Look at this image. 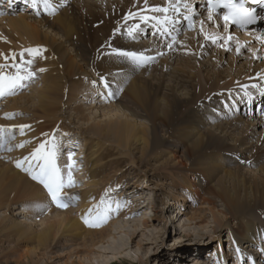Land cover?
<instances>
[{
	"label": "bare ground",
	"instance_id": "1",
	"mask_svg": "<svg viewBox=\"0 0 264 264\" xmlns=\"http://www.w3.org/2000/svg\"><path fill=\"white\" fill-rule=\"evenodd\" d=\"M198 1L201 2V0H196L195 7L197 5V7H202L204 4L198 3ZM109 2H112L113 5L120 3L130 4V2H133L132 5L134 2H138V5H156L155 0H110ZM105 3H107V0H48L47 4L44 3V0H36L35 4H33L32 0H0V14L10 15L16 11L20 12L19 15H12L14 17L9 18L8 22L6 21L5 25L8 35L16 34L20 40L32 48L34 46L42 47L44 52L41 51L40 53L44 54L38 58H42L45 61L48 60L50 64L45 77L46 84L44 85L48 92L42 91L44 89L40 90L44 96L40 99L41 103L39 106L43 108L47 116L52 117L53 115L52 119H57L59 118L57 116L59 106L61 105L63 108L65 105H71L72 108L73 104L71 102L78 98V89L81 88L74 86L75 88L73 87L71 91L67 90L66 84L68 81L65 79L66 77L70 78L71 75V78H84L82 74H86V78L99 80L103 88L100 90H104L110 100L117 101L120 106L117 107L113 104L110 107H98L99 112L107 115V118L103 120L92 119V125L88 127L90 132L99 138L97 145H100V139H110L117 146L125 148L127 152L139 149V146H141L143 154H146V151L150 153L153 149L158 148L159 145H164L161 138L163 133L169 132V138H173L169 145L174 154L171 162H173V166L184 171L186 175L188 174V180L190 179L188 187L192 189L195 198H202L203 202L213 212L214 222L217 224L213 232H217L222 226L230 230L233 248L237 251V259H240L241 264H244V262H248V264H264V249L262 250V244L264 243V133L258 132L260 126L264 127V111L263 113L255 111L254 122L243 124V117L247 110L249 109L250 114H253L252 105L254 101L264 97V79L262 80L263 83L261 82L262 86L257 84H250V87H248L249 85H242L243 87L246 86L242 88L244 89L243 92L240 89L235 92V89H228L231 85L237 84L236 82L239 79H244L247 76L246 70L250 71L249 75H252L257 70L256 68H247L240 74L238 79L232 76V84H226L227 88L220 87V82H217L215 86L212 85L209 80L213 79V77L216 79L221 77L222 79L224 72L219 70L218 66H221L222 63H228V60L224 58V55L222 56V52H220L217 60H212L214 55L218 53V45L205 41V35L211 36L212 34L203 21L195 25L198 28L197 33L192 31V33H188L184 37L186 39L188 36V39H192V44H188V53H186L188 62L180 61L178 65L174 66L179 61L177 58L181 55H179V46L183 45V41L186 40L173 39V37H177L180 30L191 25L188 23V19L184 18V16L182 17V14L187 15L185 10H191L193 6H188V4L191 5L189 2L185 6L184 0H179L178 5L177 0H167L162 7L167 8V12L154 11L148 17L149 21L142 20L141 22L139 19V33L144 36L135 39L132 37L122 39L126 37H121L123 32L120 30L115 31L116 43L120 50L134 51V49L143 48L145 49L143 52L145 56L154 57L148 64L143 67H136L125 59L114 58L103 52L98 55L95 64L97 67H94L90 74L80 65L76 54L71 51L76 48L84 64L92 62L85 53L80 52L86 48L79 41L83 34L78 26L81 20L78 13H80L82 7H89L88 13L82 15L83 19L85 16L93 15ZM173 5H177L179 11L172 10ZM192 5L194 4L192 3ZM194 14H197V12ZM212 15L214 16L213 20H216L219 13L212 12ZM165 17L170 19L163 24L158 23ZM218 19L223 20L221 18ZM223 24L225 23L223 22ZM232 29L237 33H244L246 40L252 37L250 35H253L256 39H264V29L262 28H243L239 32L235 28L230 27V31ZM148 34L153 36L154 43L145 46L139 39H143ZM229 36L232 39L227 43L225 42L224 50L233 49L235 45H241L244 42V40L241 42L238 39L236 33H231ZM201 37L202 41L200 44L202 45L201 47L199 45L200 50H198L193 44ZM158 42H163V44L159 45ZM211 48H214V54L210 55ZM15 49V46L10 43L6 44L3 40L0 42V54H5L6 56L9 52L16 51ZM29 49L31 48L29 47ZM146 49L148 50L146 51ZM238 49L241 50L242 47L239 48L238 46L235 52ZM208 55V62L199 61V58ZM237 59L235 60L237 61ZM162 60H164L163 64H161ZM232 60L233 62L235 61L234 59ZM231 65L229 62L228 67ZM238 68V65L235 64L231 69L234 71ZM262 74L264 75V71ZM79 80L81 82V79ZM88 80L87 82H89ZM21 88L17 87L13 92L19 91ZM207 88L211 90V95L200 98L199 96L207 94ZM221 88H226V92L232 90L235 96L233 98L229 97L230 95L228 96L226 92H222ZM216 90H221L224 93L222 96L231 98L232 103L228 105L225 103L227 106L224 107V104L220 103L222 99L221 93H216ZM69 94H71V98ZM237 99H241L240 101L244 99L246 103L244 101L241 103ZM28 100L29 98L27 97V102H29ZM27 102L24 103L27 104ZM187 102L188 107L182 111ZM26 104L23 105L26 106ZM260 105L261 107L258 109L262 111L264 104ZM14 106L16 105H11V109L16 108ZM117 108L122 110L124 115H119ZM81 114L79 119L88 118V114L85 111L81 112ZM130 117L133 118V121L129 119ZM39 133V136L45 135L44 132ZM34 137L32 144L30 145L29 143L30 146L27 145L29 148L24 152L25 163H23L27 164L25 166L26 173L24 172L23 174L19 171L20 169L7 167V165L4 168H0V205L10 202L14 206L16 202H23V208L14 206L17 211L20 210L17 213L11 209V216L2 217L0 215V230L3 234L16 232V235L12 234L11 237L17 236L19 242L23 244L22 248L24 250L21 256L28 255V252H33L32 249L26 247L24 240L28 241L36 238L38 240L36 247L39 249L44 248L46 254L49 249L64 245L66 239L71 241L69 237L78 235L79 230H85L86 232L82 233H88L87 229L82 225L81 219L78 220L68 211H58L54 208V214L44 216L45 204L43 206V203H46L45 201L48 199L43 193L45 191H42L44 187H40L43 186L41 180L33 178L39 172L38 165L43 163V161L34 160L32 153L41 143L47 142L48 144L50 135L46 136L44 141L41 137L37 139H34ZM101 150L103 152V149ZM69 153L74 154L71 150ZM57 159H59L57 166L60 169L61 180L63 184L67 183L69 178H64V176L69 173L70 169L67 167L68 165L63 166L66 163L65 160ZM135 163L137 162L133 160V164ZM89 174L90 177L96 176L97 168ZM181 178L186 179L187 177L184 175ZM95 179L93 182H89L90 188L92 186L96 187L97 180L95 181ZM209 185L213 186L210 187ZM83 197L85 199L83 201H86V196L84 195ZM31 200H41L43 202L41 204L42 209L33 207V213L41 211L44 217L38 219L41 221V228L35 231L32 230L33 228L30 230L29 226V228H26L27 226L24 222L17 221V215H15L24 213L26 210L25 217L31 216L30 214H33L30 207L31 204L27 206L25 203ZM133 208L132 204L129 209ZM129 209L121 208L120 214L128 212ZM51 211L49 210L47 214ZM118 211L116 209L112 210L116 214ZM200 211L203 213L205 210L202 208ZM201 215L199 214V216ZM34 218H36V215H32L28 220L34 222L37 220ZM8 220H11L12 224H7L6 221ZM232 221H235L237 227L232 226ZM32 224L34 225V223ZM115 225L113 227L118 231L122 227H127V222H120ZM111 227H108L105 232L110 231ZM136 232V230H133V232H130V236H133ZM26 233L30 236H27ZM89 233L92 236L86 234L85 239H87V242L89 240L94 242V237L98 236L99 232L91 231ZM188 234L194 235L196 238H200L203 234L212 235L209 232L204 233L202 229L201 231L197 230L195 234H191V232H188ZM105 235L104 231H101L100 236H98L101 237L100 241L105 239ZM89 236L91 239L88 238ZM215 236L217 240L220 237L219 234H215ZM112 245L120 251L121 247L125 246V241L121 240L118 244L114 243ZM78 248L80 246L75 250L77 258L78 256L80 258H88L90 253H92L89 249ZM86 250H88V253H81V251ZM34 253L37 254V251ZM119 262L118 259H109L106 263L118 264Z\"/></svg>",
	"mask_w": 264,
	"mask_h": 264
},
{
	"label": "rangeland",
	"instance_id": "2",
	"mask_svg": "<svg viewBox=\"0 0 264 264\" xmlns=\"http://www.w3.org/2000/svg\"><path fill=\"white\" fill-rule=\"evenodd\" d=\"M109 1L110 0H107V3L97 9L93 15L90 14L89 16H85L83 19L82 15L88 13L89 7H82L80 13H78L81 19L78 26L83 34L79 41L86 48L80 52L85 53L92 62L90 64H84L81 60V55H78L79 51L74 47V51H71L76 54V58L79 59L80 65L89 73L92 72L94 67H97L95 64L100 53L106 52L114 58L122 59L113 54L114 50H120L116 43V30L123 32L121 37L126 36L122 39L130 37L127 35L130 31L133 32L136 38L144 36L136 29V25L139 24V19L142 22L141 17H149L152 15V12H154L153 9L155 7L162 8L167 0H155L156 5H147L149 7L145 4L138 5V2H134L133 5V2H130V4L120 3L118 5H113V3ZM192 1L194 0H189V3L195 4ZM188 6H193L191 10L188 9V11H186L188 13L186 16L191 18L188 19V23H190L191 26L188 25L187 28L180 30L178 36L173 37V39L177 38L184 40V37L188 33H192V31H196L197 33L198 28L195 27V25L203 21L212 35L218 34L221 37V40L215 44L218 45V53L214 55L212 60H217L220 56V52H222V56L224 55V58L228 60V63H222L221 66H218V69L224 72L222 79L221 77L217 79L213 77L209 82L214 86L217 82H220V87L227 88V86H225L226 84H232V76L238 79L240 74L247 68H256L255 74L253 73L254 76H252L253 74L249 75L250 71L246 70L247 76H245L244 79H239L236 82L237 84L231 85L228 89H235L234 92L240 89L243 92L244 89L242 88L248 85V87H250V84L262 86V80L264 79V75L262 74L264 71V39H256L253 35H250L252 37L246 40L244 33H237L233 30L230 31L220 20H209L208 17L210 14L207 8L197 7L198 5L196 7L195 5ZM195 12H197V14H194ZM19 13L20 12L16 11L10 15L0 14V42L3 40L4 43H10L16 48V51L9 52L6 56L5 54H0V65L3 66L0 67V72L5 75H15L17 68L14 65L19 64V72L21 75H27L29 72L34 75L27 79L24 86L19 91L17 90L12 94L0 97V168H4L7 165V167L10 166L17 170L20 169L19 171L23 174L24 172L26 173L25 166L27 164H24V152L29 148L28 146L32 144L33 136H35L34 139L41 137L44 141L46 136L48 137L50 135V139L46 145L47 149L45 148L44 151H48L52 144L58 146L57 158L65 160L67 163H64L63 166L65 167L66 165L72 164L70 168L71 182L68 180L67 183H64L63 186L59 188L57 200L52 199V195L48 193L49 191L46 190L47 187L43 183V186L40 187H44L42 191H45L43 193L46 199H48L45 201L47 206L46 203L41 202V200H31L25 203L27 206L31 204L32 213L33 207L39 205L38 209H42L41 204L43 203V206L45 204L43 211L45 214L44 216H51L55 213L53 212L55 209L58 211H68L78 220L81 219L82 225L87 229L88 233H82L86 231L79 230L78 235L69 237L71 241H67L66 239L64 245L55 246L46 251V254L44 248L39 249L36 247L38 245V240H36V238L30 239L31 241L24 240V244L27 245L26 247L32 249L33 252H28V255L21 256L24 250V248H22L23 244L19 242L17 236L11 237V235L16 232H12V234L5 232L6 234L4 235L0 230V264H107L106 262L109 259H118L120 261L118 264H241L240 259H237V251L233 248L230 230L222 226L217 232H213L217 225L216 222H214L213 212H211L207 204L203 202L202 198H195L192 189L188 187L190 185L188 174L186 175L184 171L173 166L171 160L174 154L169 148L173 138H169V132L163 133L161 138L164 145H159L158 148L153 149L150 153L146 151V154H143L141 146H139V149L127 152L125 148L117 146L115 142L110 139H100V145H97L99 143V138L97 135L92 134L88 127L92 125L91 121L94 119L103 120L107 118V115L99 112L98 107H110L113 104L119 107L120 104H118L117 101L110 100L108 94L104 92V90H100L103 88L99 80L86 78V74H82L84 78H71L70 74V78H65L68 81L66 84L67 90L71 91L74 86L78 88L81 87L79 89L76 88L78 89L79 95L77 99H74V102H71V104H73L72 108L71 105H65L63 108L60 105L61 107L59 106V111L57 113L59 118L57 119H52L53 115L49 117L44 113L43 108L39 106L41 103L40 99L44 96L41 94L40 90L44 89L42 91L48 92V89L44 85L46 84L45 77L50 64L48 60L45 61L42 58H38L44 54L40 53L41 51L44 52L42 47L34 46L32 48L20 40L16 34L12 36L8 35L5 23L6 21L8 22L9 18L14 17L12 15H19ZM231 33H236L238 39H240L241 42L244 40V42H242L241 45H235L233 49L224 50L226 39ZM152 38L153 36L148 34L143 39L139 40L146 46L147 44L150 45L154 43ZM185 40L186 41H183L184 44L179 46V55H181L177 58L179 61L176 62L174 66L178 65L180 61L184 63L188 62L186 53H188V44H192V39H188L187 36ZM201 41L202 37L193 44L198 50H200L199 45L200 47L202 45L200 44ZM205 41L213 44L211 40ZM158 44L161 45L163 42H158ZM221 45H223V47ZM24 46H28L27 50H29V47L33 50L38 49V52H36L37 54L35 52L29 54V51H27ZM238 46L239 48L242 47V49L239 52H235ZM147 50L148 49H146V51ZM134 51H137L136 53L139 54L143 53L145 49H134ZM210 51L211 55L214 48H211ZM13 55L16 56L14 60ZM258 55H260L259 58ZM232 59H237V61L235 60L233 62ZM208 60L209 55L199 58V61L208 62ZM163 62L164 60H162L161 64H163ZM229 62L232 65L228 67ZM235 64L238 65L239 68L233 71L231 68ZM67 72L69 73V71ZM79 79H81V82ZM87 80L89 82H87ZM249 81L253 84L251 82L249 83ZM242 85L246 86L243 87ZM223 88H221V90L225 93L227 90ZM221 90H216L217 92H215L221 93L222 96L224 93H222ZM234 92L228 90L226 93L228 96L230 95L229 97L233 98V96H235ZM206 93L207 94L199 97L210 96L212 92L207 88ZM27 97L29 98V102H27ZM69 97L71 98V94H69ZM229 97L222 96L220 103L224 104V107L232 103ZM244 99L242 101H240L241 99L237 100L241 103H243V101L246 103L247 99ZM24 102H27L28 105ZM263 102L264 97L259 98L258 101H254L252 105V109L254 110H252V113H254L250 114V110L248 109L246 114H244L243 124L254 122L253 117L255 111L263 113L264 109L262 111L258 109L261 107L260 104H264ZM225 103L227 105H225ZM23 104H26V106ZM11 105H16L14 106L16 108L11 109ZM187 107L188 102L182 108V111ZM83 111L88 114V118L86 117L87 119L81 120L79 117L82 115L81 112ZM117 113L119 115H124L122 110H118ZM129 119L133 121V118L130 117ZM22 126L27 127H23V130H21ZM39 132H44L45 135L39 136ZM258 132L264 133V127L260 126ZM101 149H103V152ZM70 150L74 153L72 154L71 160H69L68 155ZM58 160L59 159H57V161ZM133 160L137 163L133 164ZM17 163H19V166ZM95 168H97L96 176L90 177L89 173L94 171ZM184 175L187 177L186 179L181 178L184 177ZM65 177L68 178V173H66L64 178ZM93 177L94 179L97 177L95 179V181L97 180V185L96 187L92 186V188H90L89 182L94 181ZM212 186L213 185L210 187ZM88 189H90V191H88ZM84 195L86 196V201H83L85 200L83 197ZM61 203L64 205L63 207L59 206ZM117 203L123 206L119 208L116 214L113 213L112 210L116 209ZM3 204L0 205V215L2 217L7 215L11 216V209L15 211V213L20 211H17L15 207L23 208V202H16L14 205L15 207L11 205L13 203L10 202H5ZM132 204L134 208L129 209ZM109 205L111 207H108ZM123 207L128 208L129 211L120 214V210ZM202 208L205 210L203 213L200 211ZM49 210L52 211L47 214ZM105 211H107L109 219H107L105 223L100 224V226L93 227L90 226L89 223H86L85 220H82L85 218L92 220L98 215H103ZM41 213V211H36L30 214L31 216L36 215L34 219L37 220L34 222L28 220L31 216L25 217L26 210L24 213L15 215H17V221L24 222L27 226L26 228L30 227V230L33 228L32 230L35 231L41 228V221L38 220L40 217H43ZM199 214L203 216H199ZM6 222L7 224H12L11 220ZM120 222H127V227H122L120 230L116 231L113 225ZM32 223H34V225ZM232 226L237 227L235 221H232ZM108 227H111L110 231L108 230V232H105ZM201 229L204 233L209 232L212 233V235L208 236L203 234L200 238H196L194 235L188 234V232L195 234L197 230L201 231ZM111 230L113 231L112 233ZM133 230L137 232L133 236H130V232H133ZM91 231L99 232L98 236H100L101 231H104V235L106 234L105 239L100 241L101 237L95 236L94 242L90 240L87 242V239H85L86 234L90 235L89 232ZM215 234L220 235L218 240ZM26 235L30 236L27 233ZM90 236L88 238L91 239ZM121 240L125 241V246L121 247L119 251L115 249L112 244H118ZM85 243L87 244L85 245ZM79 246L80 248L78 249L84 250L86 248L92 251L88 258H80L79 256L77 258L75 250ZM263 249L264 243L262 244V250ZM36 251L37 254L34 253ZM72 251L74 252L72 253ZM81 253L86 254L88 250L81 251ZM223 258L225 259L223 260ZM244 264H247V262H244Z\"/></svg>",
	"mask_w": 264,
	"mask_h": 264
},
{
	"label": "snow or ice",
	"instance_id": "3",
	"mask_svg": "<svg viewBox=\"0 0 264 264\" xmlns=\"http://www.w3.org/2000/svg\"><path fill=\"white\" fill-rule=\"evenodd\" d=\"M33 4H35L36 0H32ZM201 2L206 6L211 8L214 12L217 9H225L222 14L218 15L216 18H222L225 22V26L231 22V24L244 28L246 25L254 22L258 17L255 14L254 10H250L246 8L244 5L246 3V0H201ZM256 3H264V0H255ZM44 3L47 4L48 0H44ZM179 3V0H177V5ZM185 6H187V0H184ZM177 5H173L174 11H179V8ZM156 12H167V8H161V7H155L153 9ZM186 19H190V17H185ZM142 20L147 21L149 18L144 16L141 17ZM169 17H165L163 20L158 21V23H165L169 20ZM209 20H213L214 16L209 15ZM191 26V25H190ZM139 25H136L137 31L139 30ZM128 35L135 39L136 37L133 35V32H129ZM206 40H211L213 44H216L221 37L218 34L215 35H205ZM232 37L229 36L227 38V42L231 41ZM223 47V45H221ZM29 52H38V49L33 50L29 49L27 50ZM240 49H238V52ZM114 55L125 59L129 61L131 64H133L136 67H143L144 65L148 64L151 60L154 59V57H148L145 56L143 53H136L134 51H127V50H114ZM15 59V57H13ZM30 63V62H29ZM17 68V72L15 75H5L4 73L0 72V97H3L5 95H9L13 93V90L17 87H23V82L27 79L31 78L34 74L29 72L27 75H21L19 72L20 65H14ZM3 67V66H0ZM12 115V114H7ZM22 126L21 130H23ZM47 142L41 143L37 149L32 153V158L36 161H43V163H40L39 166V172L33 177L34 179L41 180L42 183L45 184L47 187V190L52 195L53 200L58 199V190L60 187L63 186V181L60 177V169L57 166V153H58V146L56 144H52L51 147L48 149V151H44L46 148ZM72 154L69 153V160H71ZM19 166V163H18ZM69 169L72 167V164H69L67 166ZM69 181L71 182V172L68 173ZM60 207H63L64 205L61 203L59 204ZM123 205L120 203H117L116 210H119L120 207ZM39 207V205H37ZM108 207H111L110 205ZM109 219V216L107 215V211L103 215H98L96 218L89 220L88 218H85V222L89 223L90 226L96 227L100 226V224L105 223Z\"/></svg>",
	"mask_w": 264,
	"mask_h": 264
}]
</instances>
